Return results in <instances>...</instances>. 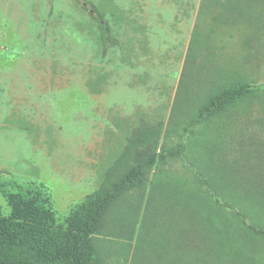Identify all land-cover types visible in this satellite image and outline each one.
I'll return each mask as SVG.
<instances>
[{"label": "rangeland", "instance_id": "obj_1", "mask_svg": "<svg viewBox=\"0 0 264 264\" xmlns=\"http://www.w3.org/2000/svg\"><path fill=\"white\" fill-rule=\"evenodd\" d=\"M86 1L113 44L84 0H0L1 215L8 195L41 189L63 224L133 163L183 144L108 209L93 236L101 264H188L193 195L264 264V239L217 211L197 179L219 193L232 174L237 192H264V92L188 125L235 80L264 83V0Z\"/></svg>", "mask_w": 264, "mask_h": 264}, {"label": "trees", "instance_id": "obj_2", "mask_svg": "<svg viewBox=\"0 0 264 264\" xmlns=\"http://www.w3.org/2000/svg\"><path fill=\"white\" fill-rule=\"evenodd\" d=\"M227 1L232 0H221L222 3ZM236 1L240 3L245 0ZM84 3L100 26L102 43L105 46L113 44L109 25L91 3L86 0ZM260 92H264V83L256 85L242 78L237 79L212 93L198 107L188 125H200L225 113L246 98L256 97ZM183 150L184 145L179 144L172 152L155 151L136 161L118 178L109 181L101 190L78 204L60 225L56 223L49 196L43 190H36L28 196L19 193L8 195L9 215L3 217L0 209V264H101L93 236L101 228L108 209L123 192L143 181L147 169L159 161L180 158ZM200 178L197 176L199 183L204 185L206 193L213 199L217 211L230 210L240 222L242 232L264 239V225L260 223L264 219L263 191L251 193L248 190L240 191L239 188L237 192L234 188L237 178L232 179V174L226 175L223 180L219 177L221 184L226 183L219 193L237 200V205L245 203V212L254 216L250 218L242 208L220 202L219 193L209 187L206 178ZM238 185L242 186L239 182ZM193 196L195 200L188 206V264H259L257 256L240 245L236 233L229 235L226 229H219L215 223H210L212 219L207 213H200L199 203Z\"/></svg>", "mask_w": 264, "mask_h": 264}]
</instances>
